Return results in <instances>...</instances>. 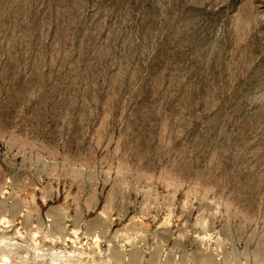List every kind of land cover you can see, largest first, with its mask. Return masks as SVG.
Listing matches in <instances>:
<instances>
[{"label":"rangeland","instance_id":"1","mask_svg":"<svg viewBox=\"0 0 264 264\" xmlns=\"http://www.w3.org/2000/svg\"><path fill=\"white\" fill-rule=\"evenodd\" d=\"M0 264H264V0H0Z\"/></svg>","mask_w":264,"mask_h":264},{"label":"bare ground","instance_id":"2","mask_svg":"<svg viewBox=\"0 0 264 264\" xmlns=\"http://www.w3.org/2000/svg\"><path fill=\"white\" fill-rule=\"evenodd\" d=\"M75 233V232H74ZM75 242H73V244H74ZM78 247V246H77Z\"/></svg>","mask_w":264,"mask_h":264}]
</instances>
